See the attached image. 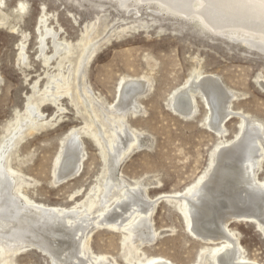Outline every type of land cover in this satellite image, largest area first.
Wrapping results in <instances>:
<instances>
[{
	"label": "rangeland",
	"instance_id": "1",
	"mask_svg": "<svg viewBox=\"0 0 264 264\" xmlns=\"http://www.w3.org/2000/svg\"><path fill=\"white\" fill-rule=\"evenodd\" d=\"M130 9L129 13L115 0H0V141L10 125L28 115V98H39L59 72L57 56L48 66L43 62L46 55L55 53L53 43L70 42L75 48L66 53L60 72L67 77L72 98L61 97V111L47 104L40 106L44 117L51 120L24 136L12 151V166L30 177L25 194L39 202L68 207L98 194L94 190L102 184L104 163L97 145L83 131L80 134L85 156L80 175L54 186L52 171L69 129L89 122L82 111V115L78 114L83 106L75 101L73 73L78 41L84 40L86 34H110V41L88 64L84 81L102 105L97 106L99 120L103 119L102 108L110 111L123 76L150 79L149 91L138 100L140 111L126 117V126L149 143L129 153L118 167L126 182L148 184L147 196L158 199L151 214L157 236L142 247L141 258L162 256L172 264H202V248L211 245L195 237L187 229L177 203L161 195L194 185L209 169L220 140L206 125L207 109L200 95L195 96L196 112L190 118L172 109L171 97L189 78L194 66L218 76L236 95L231 103L233 115L224 122L223 139L230 141L239 128V112L264 124V51L243 43L228 29L212 32L195 18L152 3H134ZM42 16L43 25L39 22ZM109 29L111 33L105 34ZM53 33H57L55 39ZM41 37L46 38L43 52ZM259 163L257 178L264 180V155ZM212 219L208 230L218 234L217 221ZM227 227L248 258L264 262V235L256 225L231 222ZM92 235V251L107 253L125 264L119 233L101 230ZM49 261L35 249L12 257V264H50Z\"/></svg>",
	"mask_w": 264,
	"mask_h": 264
},
{
	"label": "bare ground",
	"instance_id": "2",
	"mask_svg": "<svg viewBox=\"0 0 264 264\" xmlns=\"http://www.w3.org/2000/svg\"><path fill=\"white\" fill-rule=\"evenodd\" d=\"M115 1L129 13L134 3H152L195 18L210 31L228 29L243 43L264 50V0ZM39 22H45L44 16ZM95 26L96 22L91 29L94 30ZM111 31L106 30L105 34ZM101 34H86L84 40L78 41L79 52L73 73L75 101L79 100L83 106L78 114L84 113L89 122L84 127L69 129L52 171L54 186L80 175L85 156L80 134L83 131L97 145L104 163L102 184L92 189L94 194H98L68 207L39 202L25 194L30 177L12 166V151L16 150L24 136L40 130L51 120L44 117L40 106L47 104L61 111L58 103L61 97L72 98L67 77L61 74L60 67L66 63V53L75 47L61 40L53 43L55 53L43 59L48 66L50 60L57 56L59 72L39 93V98L34 101L28 98V115L10 125L8 133L0 141V264H12L13 256L30 249L47 256L50 264H120L107 253L92 251L91 236L101 230L120 234L121 259L125 264H172L162 256L141 258L142 247L151 244L157 236V231L152 228L151 214L158 199L152 200L147 196L145 189L148 184L126 182L118 171L129 153L149 143L126 126V117L129 113L135 115L140 111L138 100L149 91L150 79L147 76H123L116 86L110 111L102 108L103 119L100 121L97 106L102 105L84 81L88 64L101 46L111 39L110 34L100 37ZM55 36L57 33L52 34L54 39ZM45 39L41 37L39 40L41 52L44 51ZM199 69L194 66L189 78L175 90L171 97L172 109L184 118H190L196 112L195 96L200 95L207 109L206 125L220 142L209 169L194 185L172 194H162L161 197L176 202L177 208L184 214L187 229L205 244L211 245L202 248L205 252L202 264H264L248 258L227 227L231 221L250 222L264 235V180L257 178L256 169L264 155V124L239 112L238 131L232 140L225 141L224 122L233 115L231 103L236 95L224 86L218 76ZM212 217L217 221L218 234L208 230L214 221Z\"/></svg>",
	"mask_w": 264,
	"mask_h": 264
},
{
	"label": "water",
	"instance_id": "3",
	"mask_svg": "<svg viewBox=\"0 0 264 264\" xmlns=\"http://www.w3.org/2000/svg\"><path fill=\"white\" fill-rule=\"evenodd\" d=\"M251 47H253V46H251ZM263 51H264V50H263ZM231 222H232V221H231ZM231 222H230V223H231Z\"/></svg>",
	"mask_w": 264,
	"mask_h": 264
}]
</instances>
